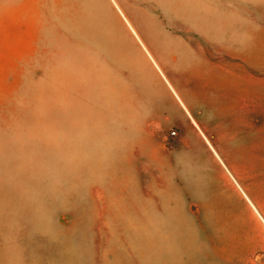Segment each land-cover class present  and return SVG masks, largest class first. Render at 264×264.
Returning <instances> with one entry per match:
<instances>
[{
	"label": "rangeland",
	"instance_id": "rangeland-1",
	"mask_svg": "<svg viewBox=\"0 0 264 264\" xmlns=\"http://www.w3.org/2000/svg\"><path fill=\"white\" fill-rule=\"evenodd\" d=\"M258 213L264 0H0V264H264Z\"/></svg>",
	"mask_w": 264,
	"mask_h": 264
},
{
	"label": "crops",
	"instance_id": "crops-1",
	"mask_svg": "<svg viewBox=\"0 0 264 264\" xmlns=\"http://www.w3.org/2000/svg\"><path fill=\"white\" fill-rule=\"evenodd\" d=\"M176 109L178 110V112H177V113L181 115V114H182L181 107H179V106H176Z\"/></svg>",
	"mask_w": 264,
	"mask_h": 264
},
{
	"label": "bare ground",
	"instance_id": "bare-ground-1",
	"mask_svg": "<svg viewBox=\"0 0 264 264\" xmlns=\"http://www.w3.org/2000/svg\"><path fill=\"white\" fill-rule=\"evenodd\" d=\"M254 207V206H253ZM260 215V217L264 220V218L262 217V215L260 213H258Z\"/></svg>",
	"mask_w": 264,
	"mask_h": 264
}]
</instances>
